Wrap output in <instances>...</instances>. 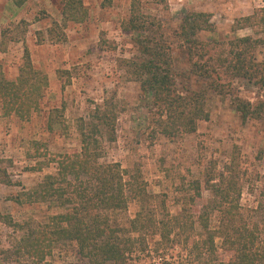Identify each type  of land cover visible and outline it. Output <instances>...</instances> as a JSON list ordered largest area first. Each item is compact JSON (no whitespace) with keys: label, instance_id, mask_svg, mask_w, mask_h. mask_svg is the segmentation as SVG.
I'll list each match as a JSON object with an SVG mask.
<instances>
[{"label":"rangeland","instance_id":"obj_1","mask_svg":"<svg viewBox=\"0 0 264 264\" xmlns=\"http://www.w3.org/2000/svg\"><path fill=\"white\" fill-rule=\"evenodd\" d=\"M23 1L18 7L13 0H0V72L16 82L28 49L34 69L47 77L48 87L39 109L24 119L5 116L0 105V169L13 183H0L1 216H10L27 229L46 225L52 216L65 212L26 194L57 173L60 157L80 153V121H88L96 106L111 100L118 108L117 139L103 142L101 163L140 169L151 197L145 209L154 222L168 223L178 215L184 199L193 194L191 184H203L207 172H223L236 156L242 169L241 210L264 231V119L244 123L230 98L215 96L209 103L210 120L199 122L195 134L171 141L157 133L149 118L150 98L127 73L125 61L139 56L138 34L123 29L133 0H77L79 9L72 14L68 0ZM138 2L143 14L162 22L177 57L182 54L175 32L182 17L206 12L212 14L214 31L201 33L202 40H261L254 53L258 62L264 61V0H168L167 9L153 0ZM248 17H253L250 23L244 21ZM180 67L184 69L185 63ZM234 86L246 99L258 96L257 88L246 80H236ZM201 193L206 202L210 194L203 188ZM139 211L131 203L127 210L111 213V223L130 227ZM23 234L0 221V264H88L75 243L57 246L42 263L14 256L7 261L4 252ZM174 236L161 246L159 236L149 238L153 253L138 254L131 264H193L190 248ZM217 244L220 249L221 241ZM220 251L228 260L230 254Z\"/></svg>","mask_w":264,"mask_h":264},{"label":"trees","instance_id":"obj_2","mask_svg":"<svg viewBox=\"0 0 264 264\" xmlns=\"http://www.w3.org/2000/svg\"><path fill=\"white\" fill-rule=\"evenodd\" d=\"M13 1L18 7L24 3ZM153 2L168 8V0ZM77 6V0L67 1L69 13H76ZM252 20L248 17L244 21ZM123 29L138 34L139 56L125 61V65L132 80L150 98L149 118L157 133L171 141L195 134L199 122L210 120L209 103L215 96L230 98L244 123L264 119V61L258 62L254 53L261 40L204 41L200 34L214 31L212 14L191 12L182 17L175 32L180 58L166 39L162 22L143 14L138 0L132 1ZM25 59L16 82L8 81L0 72V105L5 116L29 117L44 99L47 77L34 69L28 49ZM181 63H185L184 69ZM236 80L255 86L257 98L240 96L234 86ZM117 109L113 101L104 100L88 121L81 120L80 153L60 157L57 173L46 176L26 194L36 202L65 209L64 213L52 216L46 225L27 229L10 216L0 215V221L15 232L24 231L16 245L4 252L7 261L14 256L42 263L57 246L75 243L88 264H131L136 255L153 253L148 249L149 238L159 236L157 244L161 246L175 235L190 248L193 264H264V231L240 206L243 184L239 158L233 156L219 174L207 172L204 185L193 182V194L184 199L181 212L168 223L154 222L145 209L151 197L140 169L101 163L103 142L117 139ZM5 175L0 169V183L12 186ZM202 188L210 194L206 202ZM131 203L140 211L130 227L113 226L111 213L125 211ZM217 240L221 241L220 249ZM221 249L230 254L228 260L222 259Z\"/></svg>","mask_w":264,"mask_h":264}]
</instances>
